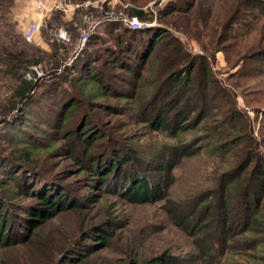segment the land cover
Here are the masks:
<instances>
[{
	"label": "rangeland",
	"instance_id": "1",
	"mask_svg": "<svg viewBox=\"0 0 264 264\" xmlns=\"http://www.w3.org/2000/svg\"><path fill=\"white\" fill-rule=\"evenodd\" d=\"M24 1L14 0L7 22ZM82 2L86 24L81 32L90 21H101L90 51L100 57L104 74L85 90L79 88L82 77L64 85L63 92L81 102L64 120L41 126L47 105L44 111L32 107L39 120L22 124L31 139L0 120V212L5 211L10 230V242L0 248V264H43L70 240L78 244L66 264H264V185L259 183L264 170V0ZM128 5L148 11L142 23L151 24L127 29L143 33L147 43L166 33L180 48L173 50L174 43L163 38L142 61L130 56L116 61L107 49L121 44L103 27L111 15L120 22L129 19ZM61 21L53 13L40 32L43 38L63 28ZM10 35L28 55L49 49V44L37 46L34 39ZM74 45L70 38L66 57L73 56ZM172 66L186 71L189 83L168 90L169 105L159 123L163 92L174 82L168 80ZM55 94L44 103L57 110L61 98ZM86 120L91 124L83 129ZM94 125L96 137L82 140ZM117 155L126 157L108 174L110 166L104 165L117 163ZM99 157L102 163L94 166L91 159ZM27 166L28 185L36 190L37 184L50 182L65 193L64 207L76 204L38 230L46 248L28 240L35 225L24 229L30 213L44 207L26 192L21 167L26 171ZM234 177L245 187L256 185L252 191L260 201L254 214L243 219L233 203L230 211L219 205L224 194L234 195ZM139 181L155 188L152 199L127 198ZM96 234L105 236L107 246L95 244ZM86 235L92 239L86 241Z\"/></svg>",
	"mask_w": 264,
	"mask_h": 264
},
{
	"label": "trees",
	"instance_id": "2",
	"mask_svg": "<svg viewBox=\"0 0 264 264\" xmlns=\"http://www.w3.org/2000/svg\"><path fill=\"white\" fill-rule=\"evenodd\" d=\"M65 1L71 3H80L84 0ZM12 3H14V0H0V120L1 122H5L6 124H8V126L11 127V130H13L15 134L20 136L27 135V138L31 139V137H28L27 132L24 131V127L22 124H32V121L39 120V117L36 113H31L32 107L36 108V110L38 111H44V104L47 105L46 109L48 111H46L45 114L47 119L44 120L40 116V120H43L40 123L41 126L53 124V122H55L60 117H62V120H64L65 116L69 112L79 109L81 105V102L77 100L76 97H72L71 93L63 92L64 85L68 83L70 84L77 79L80 80V77H82L83 82L82 85L79 86V88L85 90V88L89 84H91V82L93 83V81H97L105 71L102 64L97 63L100 57L98 58V56H95L94 53L90 51L91 38H98L99 36L95 32H93L92 36L89 37L90 39H88V41L84 44L81 51L77 55H75V50L78 44L79 37L81 35V29H83L86 24L85 22H83L84 13L81 12L80 9L74 10L71 14H64L61 11H55L58 12V15L62 20L61 22H64L61 26H63V28L69 34L71 42L72 40L73 42H75L74 48L72 50L73 56L66 57V50L68 48V45L70 44V41L68 43H49L48 41H46L49 44L48 50H41L38 52V54L35 53L28 55L29 53L24 51L22 47H20L16 43H12L10 40V33L17 35L19 38L22 36L18 23L14 19V15L12 16L13 21L10 20L7 22V16H10L11 14V8L13 6ZM127 8L128 12H126L125 9L123 11L128 13L130 17H135L138 21H146L150 17L148 11L144 10L141 7L128 5ZM5 15L6 19L2 17ZM51 17L52 16H50L48 19H50ZM111 17L112 20L110 21V23H107V25H105L103 29L107 34L113 35L115 43H120L122 46L121 47L120 45H114L115 47H109L107 49V53H112V57H114L116 61L129 58V56L132 58V60L134 59V62L139 60L142 61L149 52H151L152 54L154 53V49L157 46L156 43L161 41L163 38L164 43H174L173 50L180 48V42L176 39H169L168 36H165L166 33L156 34L147 43L144 39L145 35H143V33L140 34L139 32L137 33V31L129 30L126 28L124 22H120V20L118 19H113L114 16L112 15ZM74 24H77L79 26L78 30L77 27H74ZM6 26L7 29H4V27ZM122 50H124V56L120 55ZM67 62L69 63L65 64ZM37 67L40 68L39 70L41 74ZM169 71L170 77L168 78V80L171 78L174 82L172 84H167L165 91L163 92V98L161 99L160 106H158L157 113V120L159 121V123L162 122L160 113L163 109L168 108L169 105V101H167V95L172 91L174 92L175 90H177L180 84L184 86L185 83L188 82V76L186 74V71H183V69H177L176 66H172ZM127 72L131 73L132 71L128 70ZM208 77V75L205 77L206 82L209 81ZM3 86H5V90L2 93L1 88ZM93 87L94 85H90L88 89L91 90ZM56 89H58V91L60 89V91L55 94ZM168 90H170L171 92H169ZM61 92L63 93L61 94ZM52 93L53 95H58L61 98L60 102L56 104L57 110L53 109V107H55L53 103L52 107H50L48 103H44V101L47 100V97L49 95H52ZM5 102L6 104H3ZM11 117H13L11 120L6 119ZM51 118L55 119L52 120ZM16 124H20L19 127H16ZM90 124L91 122L86 120L83 124V129L87 128ZM95 129L96 125H94V128L92 130H86L83 133L81 139L91 140L92 138L96 137L98 133L97 131L93 133ZM134 154V151H129L128 153V155L130 156H134ZM119 155H117L116 158L117 163L111 164L113 163L111 162L107 163V165H104L105 168L110 166V168H108V170L110 169L108 174L117 169L118 164L120 166L121 161L126 157V155H124L121 156L122 158L120 159ZM179 156H188V153H182V155ZM29 158L30 155H27V157L25 158L27 162H29ZM101 161V157H99L97 160L91 159V163L94 164V166H98L99 164H101ZM169 165V161L166 160V166ZM21 168L23 169L21 175L22 179H24L23 184L26 187V192L31 196H34L40 202V204L44 206L41 207L42 209L37 208L30 213L29 222L26 223L24 229L29 230V228L35 225L32 228L33 231H30L28 240L30 242H34L36 240L37 247L46 248V245L48 247V244L47 242H40L41 239L37 236L38 230L44 228L43 225L46 224V220L55 218L62 210L66 208H76V204L64 207L62 203L64 201L63 195H65V193L52 188L50 186V182L47 183L49 186L46 187L44 186V182H42V184H37V189L35 190V185L33 183L31 185H28L29 182H27V178L29 179V176H27L28 172H31V169H29L30 167L27 166L26 171L23 167ZM261 177L263 179H260L259 183H262V185H264V170H262ZM243 181L244 180L242 179H236L234 177L233 182L236 188L234 195L229 192L228 195L224 194V196L226 197L222 199V201L220 200L219 204L222 209L230 211V209H228V206L230 202L233 203L235 207H238L242 210V219L254 214L255 207L260 204V201L255 198V193H253L254 191H252L256 185L254 186L253 184L248 183L245 187L243 186ZM104 182L105 180L103 181L102 179V184H104ZM256 189L258 190V187ZM130 191L131 192H129L128 194H125L130 200H134L135 197H139L140 201H145L149 200L150 197L152 199L155 195V188H148L141 181L134 185ZM67 196L69 197V194ZM10 206L12 207V205ZM12 208L13 210L17 209L14 207ZM0 211L3 210L0 209ZM7 220L8 219L6 217L5 211L4 213L0 212V248L10 242V239L8 237V233L10 230L7 225ZM27 225L29 226V228H27ZM98 235L99 234H96V239L98 241L95 244L100 243V246H107V242H105V236L101 235L99 237ZM84 239L88 241L89 239H92V237L90 235H86L84 236ZM76 244L78 243L75 240L66 242L65 245L61 246L58 249L57 252L55 251V254L52 257L44 259L43 264H66L64 261L71 262L73 259H71L72 257H67V254L71 252L72 248L76 247ZM76 254L77 257H81L79 256V253ZM159 261L160 260H157V263L154 264H159Z\"/></svg>",
	"mask_w": 264,
	"mask_h": 264
},
{
	"label": "built area",
	"instance_id": "3",
	"mask_svg": "<svg viewBox=\"0 0 264 264\" xmlns=\"http://www.w3.org/2000/svg\"><path fill=\"white\" fill-rule=\"evenodd\" d=\"M31 2V12L32 16L30 17V22L27 25L24 33H23V39L26 40L27 42H30L33 40L34 36L41 32L43 28V23L45 20H48L50 16L55 11H61L64 14H69L72 13L74 10L81 8L82 6H85V3H71V2H66L65 0H53L51 3H47L45 0H30ZM109 16L108 18H110ZM83 20L86 21L85 19V13L83 15ZM124 24L125 26L127 25H135L136 27L148 25V24H143V21H136L135 17H130L129 19H124ZM101 24V21H90L88 24V28L86 30H83L81 32V35L78 40V44L75 50V55H77L81 49L83 48L84 44L88 41L89 35L93 33L98 25ZM151 24V23H149ZM84 29V28H83ZM69 34L65 29L62 27L57 28L53 33H51L48 37V42L49 43H54V42H63V43H68L70 41ZM69 62L65 63L68 64ZM64 64V65H65ZM63 65V66H64Z\"/></svg>",
	"mask_w": 264,
	"mask_h": 264
},
{
	"label": "crops",
	"instance_id": "4",
	"mask_svg": "<svg viewBox=\"0 0 264 264\" xmlns=\"http://www.w3.org/2000/svg\"><path fill=\"white\" fill-rule=\"evenodd\" d=\"M47 3H51L53 0H45ZM58 1V0H57ZM32 8H31V2L30 0H25L24 1V4L21 3V7L20 9H16V11L14 12V19L17 21L18 23V26L20 28V31H21V35L23 36V33L27 27V25L29 24L30 22V17L32 16V12H31ZM71 14V13H69ZM70 16V15H69ZM68 16V17H69ZM46 24V20L45 22L43 23V27L44 25ZM43 30V28H42ZM41 30V31H42ZM49 37V36H48ZM48 37L47 38H43V35L42 33H37L35 36H34V42L37 46H47V42L48 41Z\"/></svg>",
	"mask_w": 264,
	"mask_h": 264
},
{
	"label": "bare ground",
	"instance_id": "5",
	"mask_svg": "<svg viewBox=\"0 0 264 264\" xmlns=\"http://www.w3.org/2000/svg\"><path fill=\"white\" fill-rule=\"evenodd\" d=\"M150 24L146 25V26H149Z\"/></svg>",
	"mask_w": 264,
	"mask_h": 264
}]
</instances>
